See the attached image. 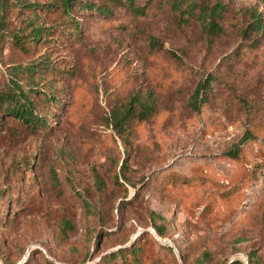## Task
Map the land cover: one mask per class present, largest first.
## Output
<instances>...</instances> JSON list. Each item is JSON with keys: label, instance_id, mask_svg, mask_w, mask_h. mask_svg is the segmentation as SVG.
Wrapping results in <instances>:
<instances>
[{"label": "rangeland", "instance_id": "1", "mask_svg": "<svg viewBox=\"0 0 264 264\" xmlns=\"http://www.w3.org/2000/svg\"><path fill=\"white\" fill-rule=\"evenodd\" d=\"M90 1L111 10L75 14L78 34L62 9L41 11L56 26L46 40L28 51L12 37L0 44V89L13 65L49 56L44 82L60 101L47 105L46 129L0 111V264H98L149 235L142 264H192L205 252L207 264H249L253 250L264 264V34H244L251 9L264 17V0H220L222 31L211 36L176 0ZM6 15L10 31L32 16L13 5ZM208 76L213 88L192 110ZM136 96L153 99L156 113L120 135L113 115ZM36 100L42 109L43 94ZM247 132L240 156L229 157ZM123 163L136 187L116 183ZM173 174L193 181L166 184ZM80 194L102 208L106 226L87 218ZM151 211L167 218L168 236Z\"/></svg>", "mask_w": 264, "mask_h": 264}, {"label": "trees", "instance_id": "2", "mask_svg": "<svg viewBox=\"0 0 264 264\" xmlns=\"http://www.w3.org/2000/svg\"><path fill=\"white\" fill-rule=\"evenodd\" d=\"M132 4L135 0H129ZM184 4H188L191 7L193 13H196L195 18L200 24L202 31L207 35H216L222 31L220 20L223 14L226 12V5L216 0H176L175 5L177 8L182 9ZM10 5L25 10L31 13V18H23V24L13 30H9V23L7 19V9ZM62 9V12L68 20L65 23L71 22L73 27V33L78 34L81 29L80 24L75 14L84 15L89 12H96L99 15H104L110 12V7L99 6L90 0H49L47 2L41 0H0V44L3 43L9 37H12L15 43L23 50L28 51V46L32 44L36 45L42 40H46L56 26H48L46 23L41 22L40 12H49ZM187 10V8H186ZM196 11V12H195ZM252 21H250L244 34L253 32H262L264 34V17L263 12L258 8L251 9ZM52 61L49 56H41L33 59L28 64L13 65L10 70V79L5 85V89H0V111L6 115L13 117L26 124L31 129L47 128L49 122L47 116L50 117L52 105L59 103L58 96L55 93V85L50 80V88H46L44 77L48 72L52 71ZM216 79L213 76L205 77L197 85L194 93L192 94L188 105L192 110L200 111L201 107L206 102L210 91L213 88V82ZM43 94L44 104L42 109H39L37 104V95ZM151 97V93L149 94ZM44 114H43V112ZM156 113V102L153 99H142L140 97H134L133 100L115 112L113 115V127L120 134H126L127 129L132 123L145 122L153 118ZM251 133L247 132L241 138L239 143L234 144L227 155L231 158H238L242 151L243 143L251 139ZM34 159H28L26 165H33ZM21 167V166H19ZM128 167L126 163H123L120 168L119 175H116V183L124 185L126 182L136 187L134 182L125 173ZM53 177L56 179V174L53 172ZM192 177L181 175H170L166 184H191ZM97 183L99 187L104 182L98 178ZM125 186V185H124ZM81 200L85 208V214L88 219L97 218L101 225L106 226L109 222L105 220L102 208L94 204L88 195L80 194ZM2 211L0 213V220L2 218ZM150 220L152 226L155 228L157 234L161 237L168 236L169 221L166 217L157 214L155 211L150 212ZM13 218L10 220L12 222ZM262 224L264 226V216L262 217ZM87 235L89 240L100 241L101 233H96V228L89 226L87 229ZM154 241L153 237H149L143 243L140 241L134 242L129 247L119 248L111 251L104 256V262L98 264H142L146 246ZM153 248V245L150 246ZM171 251L173 249L170 247ZM3 254L2 246L0 244V257ZM91 253L88 252L84 263L88 261ZM210 260V254L205 252L192 264H207ZM249 264H262V259L256 251H250L248 253ZM229 264H244L241 260H234Z\"/></svg>", "mask_w": 264, "mask_h": 264}]
</instances>
